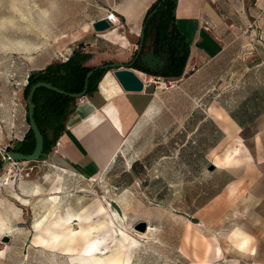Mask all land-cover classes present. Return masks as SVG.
Returning <instances> with one entry per match:
<instances>
[{"label":"rangeland","instance_id":"1","mask_svg":"<svg viewBox=\"0 0 264 264\" xmlns=\"http://www.w3.org/2000/svg\"><path fill=\"white\" fill-rule=\"evenodd\" d=\"M118 1L0 0V175L2 149L29 128L28 75L62 61ZM248 9L254 26L255 0ZM226 33L223 55L170 88H153L152 106L105 172L58 184V171L28 162L29 191L0 188V224L12 227L7 242L0 230V264H79L75 254L34 241L35 221L56 189L62 211L92 214L95 235L120 253V264H264V162L256 156V56L262 53L256 54L255 26ZM211 109L229 112L242 131L224 134ZM38 186L42 192L31 196ZM235 233L246 243L235 242Z\"/></svg>","mask_w":264,"mask_h":264},{"label":"crops","instance_id":"2","mask_svg":"<svg viewBox=\"0 0 264 264\" xmlns=\"http://www.w3.org/2000/svg\"><path fill=\"white\" fill-rule=\"evenodd\" d=\"M155 1H118L111 10L115 12L119 23L101 33L94 30L84 32L77 46H74L62 61L74 50H80L84 54L83 63L86 66L133 62L144 26V16ZM255 1L256 54L262 53V57L256 56V156L263 157V163L264 113L261 112V102H264V83H261V77L264 79V2ZM248 2L249 0L176 1L175 24L189 44L183 76L195 74L200 68L224 54L228 29L238 31L243 27L246 30L254 27L248 19ZM101 18H105V15L96 20ZM210 28L214 29L215 33ZM112 29H115L122 39L110 38L108 35ZM148 56L149 54L146 55ZM92 58L101 61L89 64L88 61ZM50 64L52 63L48 65ZM131 69L139 76L145 74L132 67ZM107 73L112 74L111 69L101 77L94 92L85 95L79 104L76 100L75 108L66 118L64 131L57 138L61 142L57 152L52 151L53 144L45 153V157L35 161L40 164L41 160H44L45 166L58 171L61 174L58 184L70 181L71 177L73 180H83L105 172L113 165L121 147L134 133L141 118L154 102L153 85L145 84L142 92H126L112 75L114 80L109 81L103 89L101 83ZM220 112L234 127L232 136L238 135L242 131V123L224 109ZM220 128L228 135L227 131L221 126ZM230 182L226 184H231ZM31 185V181H22L19 187L29 191ZM36 189L37 193L42 192L39 186ZM36 192L31 196H37ZM21 198L26 201L30 197L21 194Z\"/></svg>","mask_w":264,"mask_h":264},{"label":"trees","instance_id":"3","mask_svg":"<svg viewBox=\"0 0 264 264\" xmlns=\"http://www.w3.org/2000/svg\"><path fill=\"white\" fill-rule=\"evenodd\" d=\"M176 1L156 0L146 11L143 19L142 47L131 65L132 68L173 81L182 78L189 55V44L175 24ZM83 60L84 54L80 50H74L66 60L31 72L23 88V97L26 98L30 87L37 82L49 83L67 93L82 92L87 73L94 69L84 65ZM106 71V69H97L91 73L87 80L86 95L96 90L98 82ZM33 103V118L43 136V152L46 153L64 131L66 118L75 108L76 99L46 88H39L34 93ZM25 119L29 124L27 108ZM34 146L33 133L29 128L23 138L15 142L11 150L27 155L33 151Z\"/></svg>","mask_w":264,"mask_h":264},{"label":"bare ground","instance_id":"4","mask_svg":"<svg viewBox=\"0 0 264 264\" xmlns=\"http://www.w3.org/2000/svg\"><path fill=\"white\" fill-rule=\"evenodd\" d=\"M110 38L117 39L120 37L115 29L109 31ZM25 49H29L26 47ZM113 76L111 73H107L102 80L101 86L105 89L106 84L112 81ZM211 114L215 118L219 126L223 130L227 131L228 135L234 134V127L228 122L221 112L211 109ZM232 188V187H231ZM233 190V188H232ZM84 191V190H83ZM61 191L56 189L54 193L47 196L46 209L39 219H36L34 224V241L40 243L52 251H56L59 254L72 253L76 255L74 258L79 264L85 262H91L95 264H120V253L107 249L102 246L101 240L97 238L95 232H98V227L91 221V215L84 213L85 210L77 211L68 207L66 210L60 208V194ZM38 193L36 192V195ZM80 203V201H78ZM97 211L102 212L103 208L98 207ZM49 218V219H48ZM45 221L46 224L44 223ZM78 225L79 230L74 231V226ZM150 227H148V230ZM0 230L2 235L9 236L12 231V227L8 224H0ZM81 238V241L78 239ZM235 242L240 245L246 243V239L238 233H235L232 237ZM128 261L125 262L127 264Z\"/></svg>","mask_w":264,"mask_h":264},{"label":"water","instance_id":"5","mask_svg":"<svg viewBox=\"0 0 264 264\" xmlns=\"http://www.w3.org/2000/svg\"><path fill=\"white\" fill-rule=\"evenodd\" d=\"M164 1V0H162ZM160 4H158L159 6ZM112 23L108 21L106 18H101L99 20H96L92 22V28L95 32L101 33L104 31L109 30L112 28ZM143 35H144V26L141 30L140 33V41L138 44V49L136 51L135 59L137 58L140 49L142 47V42H143ZM133 62H130L129 64H123V63H112V64H105V65H99L94 67L93 70L89 71L86 76V83L84 86V89L82 92L77 93V94H72V93H67L65 91H62L56 87H53L49 83H44V82H37L33 84L29 91L28 94L25 98L26 102V108H27V117H28V122H29V128L31 129L35 141V146L33 151L30 154L24 155L16 151H10L8 153V156H6L3 159V163H8L10 159L15 160V161H23V162H35L38 161L40 158L45 157L46 154L43 152V136L38 129L34 118H33V112H34V103H33V96L34 93L37 89L39 88H46L48 90H52L54 92H57L59 94L67 95L70 97H73L75 99H80L83 98L86 95V90H87V80L91 73L94 70L97 69H106L109 70L111 69L112 75L116 79V81L120 84L122 89L126 92H142L144 89V83L141 80V78L136 74L131 69V65ZM214 168L213 165H211V170ZM138 230L140 231H145L146 229V222H140L139 226L137 227ZM3 242H7L8 238L7 236H3L2 238Z\"/></svg>","mask_w":264,"mask_h":264},{"label":"built area","instance_id":"6","mask_svg":"<svg viewBox=\"0 0 264 264\" xmlns=\"http://www.w3.org/2000/svg\"><path fill=\"white\" fill-rule=\"evenodd\" d=\"M264 2V0H261ZM105 18L112 23V25H116L119 23V19L117 18L115 12L111 9L107 11V14L105 15ZM139 76V75H138ZM141 80L147 85H153L155 90H158L161 86H164L166 88H170L173 86V84L176 81L170 80V79H164L160 76H153L148 74H143V76H139ZM156 93V92H155ZM154 93V95H155ZM82 98L77 99V103H81ZM61 145L60 140H56L54 145L52 146V151L57 152V149ZM12 146L7 145V147H4L2 149V159H4L6 156H8V153L11 150ZM28 162L23 161H15L10 159L8 163H5V168L3 169V172L0 175V188L4 187H19L20 182L24 181L26 178L29 177L31 174L32 168L27 166ZM41 166H45L44 160H41Z\"/></svg>","mask_w":264,"mask_h":264}]
</instances>
